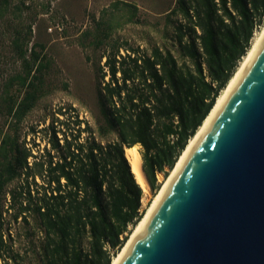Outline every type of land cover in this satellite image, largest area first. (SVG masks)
<instances>
[{
  "label": "trees",
  "instance_id": "obj_1",
  "mask_svg": "<svg viewBox=\"0 0 264 264\" xmlns=\"http://www.w3.org/2000/svg\"><path fill=\"white\" fill-rule=\"evenodd\" d=\"M166 19L169 46L123 43L104 53L92 122L73 105L58 107L47 125L31 128V146L17 127L36 103L43 64L34 67L19 49L23 70L0 102L10 117L0 138V197L8 196L0 264L23 261L21 228L34 264H110L144 213L125 150L138 148L156 190L157 173L173 168L263 25L264 0H176ZM13 86L20 98L9 94Z\"/></svg>",
  "mask_w": 264,
  "mask_h": 264
},
{
  "label": "water",
  "instance_id": "obj_2",
  "mask_svg": "<svg viewBox=\"0 0 264 264\" xmlns=\"http://www.w3.org/2000/svg\"><path fill=\"white\" fill-rule=\"evenodd\" d=\"M119 264H264V39Z\"/></svg>",
  "mask_w": 264,
  "mask_h": 264
},
{
  "label": "rangeland",
  "instance_id": "obj_3",
  "mask_svg": "<svg viewBox=\"0 0 264 264\" xmlns=\"http://www.w3.org/2000/svg\"><path fill=\"white\" fill-rule=\"evenodd\" d=\"M175 2L8 0L7 4L1 5L0 102L9 77L23 70L19 49L24 51L34 67L38 62L43 64L36 74L38 79H35L39 89L36 103L17 127L19 140L31 146V128L47 125L58 107L73 105L80 117L92 122L93 115L99 114L101 84L98 69L103 65L104 53L123 43L140 47L169 46L166 35L170 33L171 26L166 13ZM32 51L39 54L36 62H33ZM242 60L243 57L239 63ZM22 92L19 86L9 90V94L17 98L21 97ZM9 129L10 117L0 112V138ZM170 170L166 168V175L157 173L156 190H152L149 184L142 188L141 210L144 213ZM7 197V194L0 197L1 207L6 204ZM27 236L25 228H21L17 248L23 257L21 264H34L31 242Z\"/></svg>",
  "mask_w": 264,
  "mask_h": 264
},
{
  "label": "bare ground",
  "instance_id": "obj_4",
  "mask_svg": "<svg viewBox=\"0 0 264 264\" xmlns=\"http://www.w3.org/2000/svg\"><path fill=\"white\" fill-rule=\"evenodd\" d=\"M264 39V24L262 25L261 29L257 31L252 39L251 46L249 47L247 53L243 56V60L239 63L236 71L232 75V77L227 82L226 86L220 91L219 95L217 96L213 107L211 108L210 112L207 114L205 119L203 120L202 124L198 127L195 134L189 139L187 145L179 155L178 159L175 162V165L170 170V174L165 178L162 183L161 188L158 190L156 195L154 196L151 204L142 215L138 223L132 230V233L127 238L126 242L122 246V248L117 252V254L112 258L110 264H119L121 259L123 258L124 254L128 250L129 246L139 233L140 229L142 228L143 224L147 220L148 216L150 215L151 211L153 210L154 206L157 204L159 199L164 194L165 190L167 189L168 185L170 184L171 180L177 173L178 169L180 168L181 164L183 163L184 159L188 155L189 151L193 147L194 143L197 141L201 133L204 131L206 126L209 124L213 116L216 114L218 109L220 108L221 104L224 102L225 98L233 88L234 84L237 82L238 78L254 56L255 52L257 51L258 47L260 46L261 42ZM125 156L130 164L131 171L134 174L136 181L140 184L142 188H146L148 186V181L146 179L145 173L142 169L141 165V157L139 152L136 150L135 147L129 148L125 150Z\"/></svg>",
  "mask_w": 264,
  "mask_h": 264
}]
</instances>
